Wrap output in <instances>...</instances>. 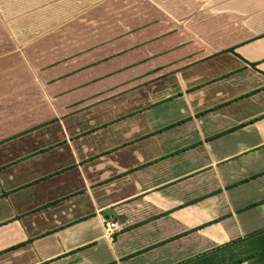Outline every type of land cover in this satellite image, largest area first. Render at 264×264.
<instances>
[{"label": "crops", "instance_id": "1", "mask_svg": "<svg viewBox=\"0 0 264 264\" xmlns=\"http://www.w3.org/2000/svg\"><path fill=\"white\" fill-rule=\"evenodd\" d=\"M1 64L0 264H264V0H0Z\"/></svg>", "mask_w": 264, "mask_h": 264}, {"label": "rangeland", "instance_id": "2", "mask_svg": "<svg viewBox=\"0 0 264 264\" xmlns=\"http://www.w3.org/2000/svg\"><path fill=\"white\" fill-rule=\"evenodd\" d=\"M22 7H16L14 9V7H6L4 9H2L1 7V10L4 12H6L5 16L7 15H11L10 12H13L16 11L17 13L20 12ZM25 10H27L28 8H24ZM12 18H14L12 16ZM9 44H6V48L8 47ZM17 47V45H16ZM1 67L3 69H1ZM4 69H6V66H4L3 64L0 65V71H3ZM27 77H22V76H10V75H3L1 74L0 75V86L1 87H4V89L6 88V86L8 85H11V84H17L20 82V79H25ZM29 78V77H28ZM2 99V104H0L1 107H3L1 110L3 111L2 112V115L0 116V130L2 131H5V128L7 127L6 126V122L10 121V116H11V113H13V111L15 109H17L16 106H19V102L22 101L24 99H22V96H21V93H18L16 92V94L13 92V93H9V91H2L0 90V100ZM10 101V102H9ZM13 101H16V102H13ZM1 112V111H0ZM1 114V113H0ZM7 114H10V115H7Z\"/></svg>", "mask_w": 264, "mask_h": 264}, {"label": "built area", "instance_id": "3", "mask_svg": "<svg viewBox=\"0 0 264 264\" xmlns=\"http://www.w3.org/2000/svg\"><path fill=\"white\" fill-rule=\"evenodd\" d=\"M116 230H117V223L115 221L104 222V231L106 235L110 237L115 233Z\"/></svg>", "mask_w": 264, "mask_h": 264}, {"label": "trees", "instance_id": "4", "mask_svg": "<svg viewBox=\"0 0 264 264\" xmlns=\"http://www.w3.org/2000/svg\"><path fill=\"white\" fill-rule=\"evenodd\" d=\"M242 260L240 259V260H238V261H235V262H233V263H231V264H237V263H240Z\"/></svg>", "mask_w": 264, "mask_h": 264}]
</instances>
